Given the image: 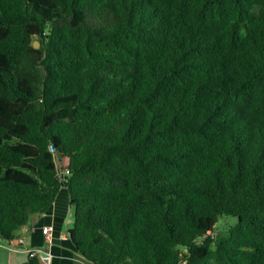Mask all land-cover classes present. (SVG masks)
<instances>
[{"label": "trees", "instance_id": "1", "mask_svg": "<svg viewBox=\"0 0 264 264\" xmlns=\"http://www.w3.org/2000/svg\"><path fill=\"white\" fill-rule=\"evenodd\" d=\"M62 189L91 264H264V0H0V242Z\"/></svg>", "mask_w": 264, "mask_h": 264}, {"label": "crops", "instance_id": "2", "mask_svg": "<svg viewBox=\"0 0 264 264\" xmlns=\"http://www.w3.org/2000/svg\"><path fill=\"white\" fill-rule=\"evenodd\" d=\"M68 213L72 214L73 210L68 205L67 194L65 190H61L57 195L54 204L50 210L43 215L32 216L29 220L28 227L30 231L25 234L22 229L15 233V239L22 237L23 245L16 251L9 252L6 264H21L27 260L26 250L33 248H45L50 250L52 255L51 264H91L83 260L76 253L71 240L68 237V231L62 230L63 222ZM71 220V221H72ZM43 227L51 228L50 236L51 243L48 245L45 241V236L42 234Z\"/></svg>", "mask_w": 264, "mask_h": 264}, {"label": "built area", "instance_id": "3", "mask_svg": "<svg viewBox=\"0 0 264 264\" xmlns=\"http://www.w3.org/2000/svg\"><path fill=\"white\" fill-rule=\"evenodd\" d=\"M21 229L23 233L25 234H27L30 231V228L28 226L22 227ZM50 231H51V228L49 227H43L41 229V232L45 236V241L48 245L51 243ZM22 245H23V238L19 237L16 239L14 238L10 242L6 243L4 247L9 251H16ZM26 253H27V257L29 258H37L40 264H51L52 255L50 253V250L47 249V247L29 249V250H26ZM184 263L185 262L183 260L179 262V264H184Z\"/></svg>", "mask_w": 264, "mask_h": 264}, {"label": "rangeland", "instance_id": "4", "mask_svg": "<svg viewBox=\"0 0 264 264\" xmlns=\"http://www.w3.org/2000/svg\"><path fill=\"white\" fill-rule=\"evenodd\" d=\"M72 214L68 213L67 216L65 217V220L63 222V226H62V230L66 231L67 229H70L72 227ZM236 223V219L234 218H228V219H224L223 221L219 222L217 224V232H221L222 235H225V229H227V227L232 226ZM6 245L5 242H0V264H6L7 261V257L6 255L9 254V250H7L4 246ZM10 256V255H8ZM12 264H16L15 262Z\"/></svg>", "mask_w": 264, "mask_h": 264}, {"label": "water", "instance_id": "5", "mask_svg": "<svg viewBox=\"0 0 264 264\" xmlns=\"http://www.w3.org/2000/svg\"><path fill=\"white\" fill-rule=\"evenodd\" d=\"M34 48H38L39 44L37 42L33 43ZM69 239L71 240V236L68 234Z\"/></svg>", "mask_w": 264, "mask_h": 264}]
</instances>
